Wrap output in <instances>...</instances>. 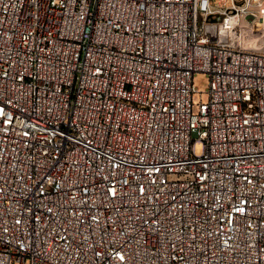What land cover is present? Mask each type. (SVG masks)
<instances>
[{"label":"built area","instance_id":"built-area-1","mask_svg":"<svg viewBox=\"0 0 264 264\" xmlns=\"http://www.w3.org/2000/svg\"><path fill=\"white\" fill-rule=\"evenodd\" d=\"M0 264H264V0H0Z\"/></svg>","mask_w":264,"mask_h":264},{"label":"rangeland","instance_id":"rangeland-1","mask_svg":"<svg viewBox=\"0 0 264 264\" xmlns=\"http://www.w3.org/2000/svg\"><path fill=\"white\" fill-rule=\"evenodd\" d=\"M194 83L200 90H204L207 87V77L204 74H198L194 78ZM193 149L196 154H200L202 152V141L196 140Z\"/></svg>","mask_w":264,"mask_h":264}]
</instances>
